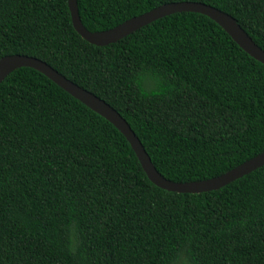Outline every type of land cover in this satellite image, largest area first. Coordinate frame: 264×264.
Listing matches in <instances>:
<instances>
[{
  "label": "trees",
  "instance_id": "16d2710c",
  "mask_svg": "<svg viewBox=\"0 0 264 264\" xmlns=\"http://www.w3.org/2000/svg\"><path fill=\"white\" fill-rule=\"evenodd\" d=\"M184 0H77L105 30ZM264 50V0H193ZM37 57L128 122L176 182L264 150V64L215 21L176 12L99 46L67 0H0V58ZM0 264H264V165L200 193L152 183L125 136L31 67L0 83Z\"/></svg>",
  "mask_w": 264,
  "mask_h": 264
},
{
  "label": "water",
  "instance_id": "95a60500",
  "mask_svg": "<svg viewBox=\"0 0 264 264\" xmlns=\"http://www.w3.org/2000/svg\"><path fill=\"white\" fill-rule=\"evenodd\" d=\"M67 4L74 29L86 41L95 45L104 46L114 43L140 27L166 15L182 11H191L206 15L215 21L230 35L240 48L264 64V50L252 40L236 19L229 13L205 2L184 0L164 3L141 14L132 16L111 28L98 31H90L82 24L78 13L77 0H67ZM19 67H31L41 72L71 96L111 122L129 142L149 180L165 190L182 193H200L215 190L264 165L263 150L226 172L208 179L185 182L169 180L155 168L144 146L128 122L109 103L89 90L72 82L47 62L26 54L16 53L0 58V83L8 74Z\"/></svg>",
  "mask_w": 264,
  "mask_h": 264
}]
</instances>
